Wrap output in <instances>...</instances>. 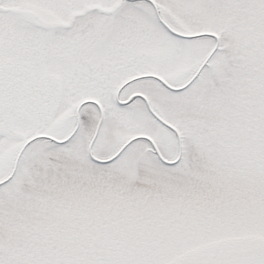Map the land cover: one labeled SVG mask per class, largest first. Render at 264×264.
<instances>
[{"label":"snow or ice","instance_id":"6c2138e0","mask_svg":"<svg viewBox=\"0 0 264 264\" xmlns=\"http://www.w3.org/2000/svg\"><path fill=\"white\" fill-rule=\"evenodd\" d=\"M0 264H264V0H0Z\"/></svg>","mask_w":264,"mask_h":264}]
</instances>
